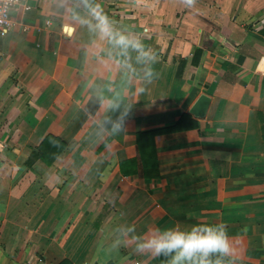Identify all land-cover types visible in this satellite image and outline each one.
Segmentation results:
<instances>
[{
  "label": "crops",
  "instance_id": "crops-1",
  "mask_svg": "<svg viewBox=\"0 0 264 264\" xmlns=\"http://www.w3.org/2000/svg\"><path fill=\"white\" fill-rule=\"evenodd\" d=\"M100 2L158 53L150 83L64 0H24L0 34V264H165L132 237L194 222L264 264V0Z\"/></svg>",
  "mask_w": 264,
  "mask_h": 264
},
{
  "label": "clouds",
  "instance_id": "clouds-1",
  "mask_svg": "<svg viewBox=\"0 0 264 264\" xmlns=\"http://www.w3.org/2000/svg\"><path fill=\"white\" fill-rule=\"evenodd\" d=\"M182 3L184 7L192 8L195 0H182ZM64 5L67 21L86 26L97 41L106 43L109 59L121 70L136 73L142 83H150L157 76L154 65L159 59L158 53L145 42L142 34L120 26L121 22L104 10L100 0H64ZM132 53H135L134 57ZM144 90L138 87L132 95ZM109 107L115 108L116 105ZM129 108L130 105L125 106L118 118L111 122L113 134L125 131ZM133 232L131 224L112 227L109 230L111 241L104 250L111 252L126 244ZM132 240L137 252L165 257V264H226V261L236 264L234 248L222 223L194 222L190 226L157 227L144 235L133 236Z\"/></svg>",
  "mask_w": 264,
  "mask_h": 264
},
{
  "label": "built area",
  "instance_id": "built-area-1",
  "mask_svg": "<svg viewBox=\"0 0 264 264\" xmlns=\"http://www.w3.org/2000/svg\"><path fill=\"white\" fill-rule=\"evenodd\" d=\"M23 1L24 0H0V34L4 35L12 28L13 21L11 12Z\"/></svg>",
  "mask_w": 264,
  "mask_h": 264
},
{
  "label": "trees",
  "instance_id": "trees-1",
  "mask_svg": "<svg viewBox=\"0 0 264 264\" xmlns=\"http://www.w3.org/2000/svg\"><path fill=\"white\" fill-rule=\"evenodd\" d=\"M37 156V155H36Z\"/></svg>",
  "mask_w": 264,
  "mask_h": 264
}]
</instances>
